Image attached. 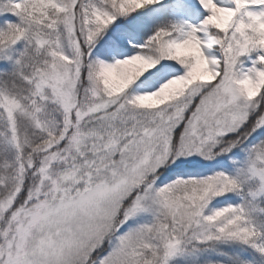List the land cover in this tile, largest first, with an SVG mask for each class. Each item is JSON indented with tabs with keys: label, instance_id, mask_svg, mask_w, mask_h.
<instances>
[{
	"label": "snow or ice",
	"instance_id": "snow-or-ice-1",
	"mask_svg": "<svg viewBox=\"0 0 264 264\" xmlns=\"http://www.w3.org/2000/svg\"><path fill=\"white\" fill-rule=\"evenodd\" d=\"M0 264H264V0H0Z\"/></svg>",
	"mask_w": 264,
	"mask_h": 264
}]
</instances>
